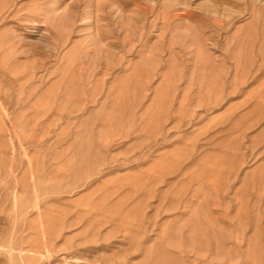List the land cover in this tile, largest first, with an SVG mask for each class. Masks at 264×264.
<instances>
[{"label": "rangeland", "instance_id": "obj_1", "mask_svg": "<svg viewBox=\"0 0 264 264\" xmlns=\"http://www.w3.org/2000/svg\"><path fill=\"white\" fill-rule=\"evenodd\" d=\"M264 264V0H0V264Z\"/></svg>", "mask_w": 264, "mask_h": 264}, {"label": "bare ground", "instance_id": "obj_2", "mask_svg": "<svg viewBox=\"0 0 264 264\" xmlns=\"http://www.w3.org/2000/svg\"><path fill=\"white\" fill-rule=\"evenodd\" d=\"M169 264V263H168Z\"/></svg>", "mask_w": 264, "mask_h": 264}]
</instances>
